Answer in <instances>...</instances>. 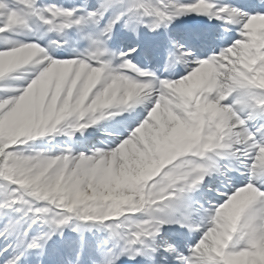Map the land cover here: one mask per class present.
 I'll return each instance as SVG.
<instances>
[{"label":"snow or ice","instance_id":"6c2138e0","mask_svg":"<svg viewBox=\"0 0 264 264\" xmlns=\"http://www.w3.org/2000/svg\"><path fill=\"white\" fill-rule=\"evenodd\" d=\"M0 264H264V0H0Z\"/></svg>","mask_w":264,"mask_h":264}]
</instances>
